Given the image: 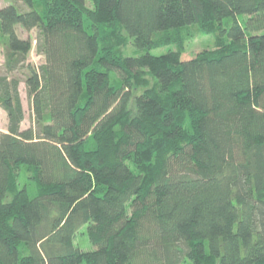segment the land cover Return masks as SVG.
<instances>
[{
  "label": "trees",
  "instance_id": "obj_1",
  "mask_svg": "<svg viewBox=\"0 0 264 264\" xmlns=\"http://www.w3.org/2000/svg\"><path fill=\"white\" fill-rule=\"evenodd\" d=\"M22 1L0 8V264H264V0ZM191 27L216 45L183 60Z\"/></svg>",
  "mask_w": 264,
  "mask_h": 264
},
{
  "label": "rangeland",
  "instance_id": "obj_2",
  "mask_svg": "<svg viewBox=\"0 0 264 264\" xmlns=\"http://www.w3.org/2000/svg\"><path fill=\"white\" fill-rule=\"evenodd\" d=\"M9 3H14L19 7H22L23 9L26 8L22 0H0V8L8 5ZM188 30L189 31H185L186 33L184 35L186 52L182 56L183 60H189L192 58V56L198 54L199 52L205 49L208 50L215 47L216 45L215 38L212 34H207V35L201 34L200 31L195 27H191ZM18 31H19V35L26 39L34 40L37 36L36 29L27 32L22 30V28H19ZM35 46H36V41L33 42V49L30 52L27 62L31 63V65L39 67L41 64L45 62V58L36 53ZM174 49H175L174 46L160 47L153 49L151 53L153 55L159 56ZM121 53L131 56L134 53V47L132 46L131 43H128L125 47L121 49ZM4 63H5V46L2 43H0V73L1 74H4V68H5ZM15 75L17 77H21L20 79L22 81L19 86V91L21 94V99L25 110V119L22 123V129H26L34 125L31 100L27 95V88L24 83L25 80L24 70L17 71ZM7 125H8L7 115L5 111L2 108H0V132H7ZM20 187L25 188V190L30 196H34L38 191V186L30 179L29 170L27 168H23V170L21 171ZM74 241H75V245L83 251H92L95 249V246L89 240L87 234V226H83L79 230V232L76 234L74 238Z\"/></svg>",
  "mask_w": 264,
  "mask_h": 264
}]
</instances>
